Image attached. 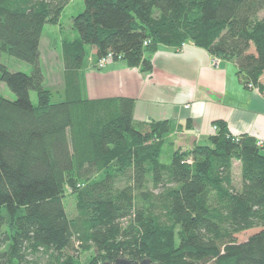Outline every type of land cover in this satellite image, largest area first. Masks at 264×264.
<instances>
[{
  "label": "trees",
  "instance_id": "trees-1",
  "mask_svg": "<svg viewBox=\"0 0 264 264\" xmlns=\"http://www.w3.org/2000/svg\"><path fill=\"white\" fill-rule=\"evenodd\" d=\"M69 1L0 0V59L31 66L26 74L0 60V82L14 95H0V264H80L68 252L91 249L85 264H264V230L235 239L264 227V148L216 120L207 144L171 149L163 164L173 122L137 121L133 98L89 99L83 81L86 64L150 71L158 46L191 43L233 61L244 88L264 97V0H83L60 40L53 92L40 38Z\"/></svg>",
  "mask_w": 264,
  "mask_h": 264
},
{
  "label": "crops",
  "instance_id": "crops-1",
  "mask_svg": "<svg viewBox=\"0 0 264 264\" xmlns=\"http://www.w3.org/2000/svg\"><path fill=\"white\" fill-rule=\"evenodd\" d=\"M148 59L150 71L120 61L102 70L86 64L87 98L130 97L137 121H172L166 138L171 149L207 144L216 120H223L232 136L246 134L264 143V97L244 88L233 61L218 59L213 66V55L191 43L178 50L160 45Z\"/></svg>",
  "mask_w": 264,
  "mask_h": 264
},
{
  "label": "rangeland",
  "instance_id": "rangeland-1",
  "mask_svg": "<svg viewBox=\"0 0 264 264\" xmlns=\"http://www.w3.org/2000/svg\"><path fill=\"white\" fill-rule=\"evenodd\" d=\"M84 9L83 0H70L68 4L63 9L58 23L46 24L43 28L42 35L40 38V52H41V60L40 66L42 73L45 77L44 87L51 89L53 92H59L61 89L60 78H61V57H60V40L64 35H67L71 29V18L78 13L82 12ZM2 63H4L9 70L11 71H21L26 74H29L31 71V66L25 62L16 60L14 58H9L5 55L0 59ZM212 65L216 66L217 64L212 63ZM60 85V86H59ZM0 95L7 99H14L13 93L0 82ZM30 99L33 104L36 103V94L35 92H30ZM177 142V141H176ZM179 142H177L178 144ZM161 163L168 165L171 162V146L170 144H166L163 147V152L160 158ZM239 173L240 167L237 161H233L232 164V180L234 184L239 182ZM66 206V212L69 217H73L76 214L75 204L72 197L67 196L64 200ZM5 230V228H4ZM264 230L263 228H252L239 234L235 235V239L237 242H242L246 240L250 235ZM7 245H3L0 247V251H4ZM71 255L77 257L80 264H85L89 259H91L95 255V251L93 249L85 252L75 253L74 251L68 252Z\"/></svg>",
  "mask_w": 264,
  "mask_h": 264
},
{
  "label": "water",
  "instance_id": "water-1",
  "mask_svg": "<svg viewBox=\"0 0 264 264\" xmlns=\"http://www.w3.org/2000/svg\"><path fill=\"white\" fill-rule=\"evenodd\" d=\"M102 264H157L151 261L149 258H144L140 261H132L126 258H117L113 262L105 261Z\"/></svg>",
  "mask_w": 264,
  "mask_h": 264
},
{
  "label": "built area",
  "instance_id": "built-area-1",
  "mask_svg": "<svg viewBox=\"0 0 264 264\" xmlns=\"http://www.w3.org/2000/svg\"><path fill=\"white\" fill-rule=\"evenodd\" d=\"M109 56H110V55H109ZM107 61H110V57H107V59H102V60L99 62V64H100V65H103V64H105ZM212 63L217 64V63H218V58H214V59L212 60ZM215 131H216V126H215V125H212V132H215ZM257 144H258V146L264 148V143H263V142L259 141V142H257ZM189 161H190V160L188 159L186 162H189Z\"/></svg>",
  "mask_w": 264,
  "mask_h": 264
}]
</instances>
